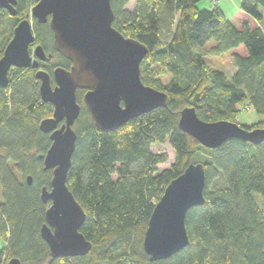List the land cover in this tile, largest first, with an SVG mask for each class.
Segmentation results:
<instances>
[{
  "label": "trees",
  "instance_id": "1",
  "mask_svg": "<svg viewBox=\"0 0 264 264\" xmlns=\"http://www.w3.org/2000/svg\"><path fill=\"white\" fill-rule=\"evenodd\" d=\"M38 1L17 0L14 17L0 9V20L7 18L12 31L5 36L0 30V58L28 5ZM201 1L135 0L130 11V0H111L113 26L149 48L140 67L143 82L167 92L169 102L116 130L101 131L84 103L85 90H77L81 111L67 184L86 213L80 229L92 243L86 255L53 259L41 236L50 206L41 190L50 188L52 177L43 156L52 141L40 122L54 108L41 98L37 68H14L9 85L0 89V238L7 240L0 245V264L14 257L21 264H264V142L230 139L210 149L179 127L187 106L206 121L238 122L249 107L264 116V30L256 24L263 19L264 0H241L238 24L219 2L201 8ZM34 31L31 47L41 44L59 59L39 61V69L52 74L57 66L69 68L49 22L34 20ZM210 40L216 41L214 54L235 50L231 80L207 62ZM241 125L264 127V120ZM167 141L175 159L160 170L169 155L152 146ZM193 162L206 164V186L205 203L187 213L190 244L151 261L143 246L150 217L167 185Z\"/></svg>",
  "mask_w": 264,
  "mask_h": 264
},
{
  "label": "water",
  "instance_id": "2",
  "mask_svg": "<svg viewBox=\"0 0 264 264\" xmlns=\"http://www.w3.org/2000/svg\"><path fill=\"white\" fill-rule=\"evenodd\" d=\"M17 0H0V9L17 14ZM39 23L49 22L56 50L71 66L55 67L51 75L38 69L40 95L53 105V114L40 122L42 132L50 134L51 145L43 156L44 170H52L50 188L41 190L43 202H50L46 221L40 228L52 258L83 256L92 243L81 232L86 213L67 184L78 135L74 124L81 104L77 90L83 89L86 104L101 131L116 130L128 121L158 107L168 105L169 94L147 85L141 78V63L149 53L146 44L128 37L113 26L111 0H39L32 6ZM36 40L30 18L21 19L0 58V89L10 83L12 68L39 67L47 60ZM179 127L203 146L215 149L230 139L253 144L264 142V127L246 128L226 119L206 121L195 107L180 111ZM28 175V183H32ZM206 164L190 163L166 187L150 217L143 246L151 261L172 257L190 244L186 226L188 211L205 203ZM9 264H21L12 258Z\"/></svg>",
  "mask_w": 264,
  "mask_h": 264
},
{
  "label": "rangeland",
  "instance_id": "3",
  "mask_svg": "<svg viewBox=\"0 0 264 264\" xmlns=\"http://www.w3.org/2000/svg\"><path fill=\"white\" fill-rule=\"evenodd\" d=\"M215 1H217V0H202L201 2H199V6L201 8L210 7V5L214 4ZM240 3H241V0H219L220 7L225 12L226 17L229 18L230 20H233L235 24L239 23L238 20L236 19V13L241 11L240 10ZM34 4L35 3L31 2L28 5L27 12L25 13L26 18H30L32 20V22H34V17L32 16V6ZM126 8L130 11H133L135 8V0H130V2L126 6ZM12 17H14V16H12ZM7 21H8L7 18L0 20V30L3 32V35H5V36L8 35L10 32H12L11 27L7 24ZM256 24L260 25L262 27V29L264 30V12H263V19L261 21H258V23H256ZM214 45H216L215 40H210L207 43V45H206L207 50H206L205 58H206L207 62L212 67L224 71L226 73L228 79L231 80L232 75L236 71V67L234 64L233 56H232V53H234L235 50H229V51L223 52L221 54H214L213 52L210 51V48ZM34 47L32 46L31 48L34 49ZM58 60H59L58 57L55 56L52 59V62L57 63ZM14 70H15L14 68L11 69V71H10L11 76L14 75V72H15ZM168 78H169V76H168ZM261 120H264V116L257 113L251 107H249L248 109L241 110V112L239 113V115L237 117V121L240 124H247V125H250L254 122H258ZM152 150L154 152H160V153L166 152L169 155V159L167 162L159 164L160 170L170 167L172 165V163L174 162L175 152H174V149L172 148V146L170 145V143L168 141L165 143L154 144L152 146ZM204 156L208 157V154L204 153ZM1 198H2V190H1V186H0V200H1ZM258 199H259L260 204H262L261 198L258 197ZM6 244H7V240L5 239V237H1L0 238V245L5 246Z\"/></svg>",
  "mask_w": 264,
  "mask_h": 264
},
{
  "label": "flooded vegetation",
  "instance_id": "4",
  "mask_svg": "<svg viewBox=\"0 0 264 264\" xmlns=\"http://www.w3.org/2000/svg\"><path fill=\"white\" fill-rule=\"evenodd\" d=\"M16 8H17V4H16ZM4 10H6V9H4ZM7 11V10H6ZM8 12V11H7ZM17 12H18V10H17ZM9 13V12H8ZM10 14V13H9ZM11 15V14H10ZM17 15V14H16ZM16 15H14V16H16ZM12 16V15H11ZM34 20H36L35 18H34ZM33 24H34V22H33ZM31 50H32V48H31ZM47 54H51L50 55V57L47 59V60H52L53 59V54L52 53H47ZM55 57V56H54ZM47 60H45V61H47ZM41 61V60H40ZM45 61H41V62H45ZM39 69V67L37 68V70ZM41 69V68H40ZM55 69V68H54ZM54 69H53V71H54ZM51 75V81H52V84L53 85H55V81H54V77H53V73L52 74H50ZM40 82V81H39Z\"/></svg>",
  "mask_w": 264,
  "mask_h": 264
},
{
  "label": "built area",
  "instance_id": "5",
  "mask_svg": "<svg viewBox=\"0 0 264 264\" xmlns=\"http://www.w3.org/2000/svg\"><path fill=\"white\" fill-rule=\"evenodd\" d=\"M218 2H219V0L215 1L214 3H218Z\"/></svg>",
  "mask_w": 264,
  "mask_h": 264
}]
</instances>
